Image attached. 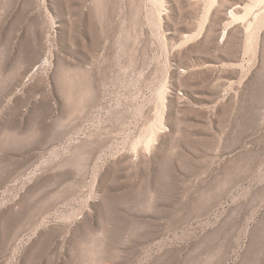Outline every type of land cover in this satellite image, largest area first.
Instances as JSON below:
<instances>
[{"label":"rangeland","instance_id":"obj_1","mask_svg":"<svg viewBox=\"0 0 264 264\" xmlns=\"http://www.w3.org/2000/svg\"><path fill=\"white\" fill-rule=\"evenodd\" d=\"M0 264H264V0H0Z\"/></svg>","mask_w":264,"mask_h":264}]
</instances>
